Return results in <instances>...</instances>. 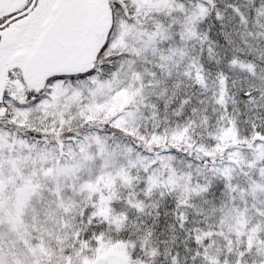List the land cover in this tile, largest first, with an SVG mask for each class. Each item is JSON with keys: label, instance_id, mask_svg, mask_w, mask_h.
<instances>
[{"label": "snow or ice", "instance_id": "6c2138e0", "mask_svg": "<svg viewBox=\"0 0 264 264\" xmlns=\"http://www.w3.org/2000/svg\"><path fill=\"white\" fill-rule=\"evenodd\" d=\"M0 264H264V0H0Z\"/></svg>", "mask_w": 264, "mask_h": 264}]
</instances>
